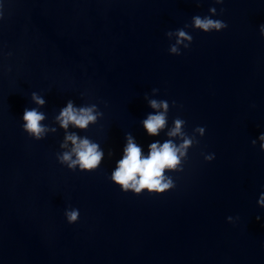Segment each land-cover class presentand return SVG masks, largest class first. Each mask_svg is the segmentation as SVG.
<instances>
[{"label":"water","instance_id":"obj_1","mask_svg":"<svg viewBox=\"0 0 264 264\" xmlns=\"http://www.w3.org/2000/svg\"><path fill=\"white\" fill-rule=\"evenodd\" d=\"M212 3L3 0L0 264H264V208L256 203L264 151L251 143L264 131V0H223L216 7L226 28H189L190 46L167 50L165 32ZM153 87L169 101V124L181 116L187 132L203 125L205 133L172 173L174 187L121 191L108 174L124 133L144 145L166 138L146 135L140 124L152 111L144 94ZM33 90L46 98L47 122L69 98L98 104L97 122L76 129L104 148L97 169L57 161L62 129L39 140L23 131ZM72 206L79 218L68 223L64 209Z\"/></svg>","mask_w":264,"mask_h":264},{"label":"clouds","instance_id":"obj_2","mask_svg":"<svg viewBox=\"0 0 264 264\" xmlns=\"http://www.w3.org/2000/svg\"><path fill=\"white\" fill-rule=\"evenodd\" d=\"M200 0H196L199 4ZM216 5H223V0H213L209 5L207 14H193L190 23L183 27L168 29L165 36L169 39L168 52L180 54L182 48H188L193 36L188 30L199 29L204 32L219 31L227 27V21L220 18ZM221 6L219 13H223ZM3 13V0H0V17ZM260 36L264 38V22L259 23ZM10 54V53H8ZM159 89L153 87L149 95L145 93V100L152 109L140 120V124L146 135L156 137L164 131L165 139H153L147 145L138 142L132 132L124 133L119 158L115 160L114 167L108 174V178L115 183L121 191L140 193L142 190L160 193L174 187L173 172H179L183 168V162L187 159L188 149L198 143V136H203L205 126L197 125L189 133L185 129L186 121L181 116L172 119L168 123L169 101L159 98L155 93ZM81 95H85L81 92ZM30 100L32 106H25L20 116L21 128L31 138L39 140L49 133H55L57 128L63 130L62 139L59 142V150L56 151L57 161L70 170L92 171L98 168L105 155V150L98 140L91 136L81 134L76 129L85 130L91 124H95L103 115L96 102L77 104L69 98L47 122V113L43 110L46 98L38 91H31ZM175 104L176 101L171 102ZM259 142L260 150L264 151V131L252 138L251 143ZM108 155H112L111 149ZM214 152L203 154L205 160H212ZM264 187V185H262ZM256 203L264 208V191H260ZM64 216L68 223H73L79 218V209L75 206L66 207ZM238 216L228 215L226 220L235 222ZM256 219L260 220L258 213ZM264 249V241H261Z\"/></svg>","mask_w":264,"mask_h":264}]
</instances>
